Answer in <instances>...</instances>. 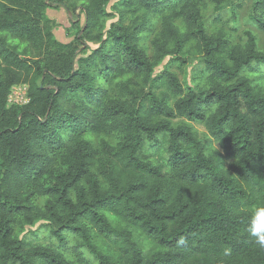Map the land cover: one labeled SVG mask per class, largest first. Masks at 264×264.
<instances>
[{
  "label": "trees",
  "instance_id": "16d2710c",
  "mask_svg": "<svg viewBox=\"0 0 264 264\" xmlns=\"http://www.w3.org/2000/svg\"><path fill=\"white\" fill-rule=\"evenodd\" d=\"M203 2L0 0V264H264V51L209 36ZM57 6L84 15L69 43ZM189 46L193 88L153 78Z\"/></svg>",
  "mask_w": 264,
  "mask_h": 264
},
{
  "label": "rangeland",
  "instance_id": "374dc122",
  "mask_svg": "<svg viewBox=\"0 0 264 264\" xmlns=\"http://www.w3.org/2000/svg\"><path fill=\"white\" fill-rule=\"evenodd\" d=\"M260 1L264 0H204L201 19L206 33L211 37L221 36L228 45L232 46L242 44L246 40L245 33L249 32L255 36L258 50L264 51V31L252 21L254 5ZM46 15L55 23L53 35L60 43L71 42L84 24V15L80 10L72 14L57 6L47 9ZM74 23L78 25L73 26ZM94 47L90 45L91 49ZM203 63L202 55L197 54L193 46L186 47L183 51L174 48L172 53L156 66L153 78L164 71H168L175 75L183 88H193L197 81L195 77L203 69ZM156 91L159 92L160 90ZM26 100L24 85H16L10 90L7 104L8 106L21 105L25 104ZM182 121V119L174 120L175 123ZM191 125L197 137L205 140L207 135L203 127L193 123ZM212 145L216 150L218 149L216 144L213 143ZM44 225L42 221H38L34 226L24 227L19 235L20 239L27 242L28 239L31 240L34 231L38 230L44 233Z\"/></svg>",
  "mask_w": 264,
  "mask_h": 264
},
{
  "label": "clouds",
  "instance_id": "9594fccd",
  "mask_svg": "<svg viewBox=\"0 0 264 264\" xmlns=\"http://www.w3.org/2000/svg\"><path fill=\"white\" fill-rule=\"evenodd\" d=\"M261 211H264V207L261 208ZM253 235H255V229H253ZM260 243H261V245H264V237H261Z\"/></svg>",
  "mask_w": 264,
  "mask_h": 264
},
{
  "label": "built area",
  "instance_id": "2783aa9c",
  "mask_svg": "<svg viewBox=\"0 0 264 264\" xmlns=\"http://www.w3.org/2000/svg\"><path fill=\"white\" fill-rule=\"evenodd\" d=\"M24 88H25V90H26V98H27V86L24 85ZM27 102H28V99L26 100V103H27ZM26 103H25V104H26ZM21 105H23V104H21Z\"/></svg>",
  "mask_w": 264,
  "mask_h": 264
}]
</instances>
